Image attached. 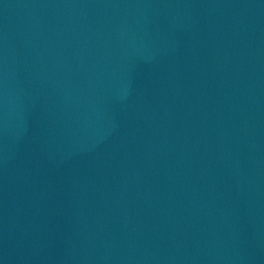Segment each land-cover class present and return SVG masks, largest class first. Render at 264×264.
I'll return each instance as SVG.
<instances>
[{"label":"water","instance_id":"95a60500","mask_svg":"<svg viewBox=\"0 0 264 264\" xmlns=\"http://www.w3.org/2000/svg\"><path fill=\"white\" fill-rule=\"evenodd\" d=\"M0 264H264V0H0Z\"/></svg>","mask_w":264,"mask_h":264}]
</instances>
